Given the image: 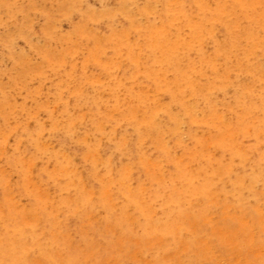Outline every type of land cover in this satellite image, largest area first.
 <instances>
[{
  "label": "rangeland",
  "instance_id": "rangeland-1",
  "mask_svg": "<svg viewBox=\"0 0 264 264\" xmlns=\"http://www.w3.org/2000/svg\"><path fill=\"white\" fill-rule=\"evenodd\" d=\"M0 264H264V0H0Z\"/></svg>",
  "mask_w": 264,
  "mask_h": 264
},
{
  "label": "bare ground",
  "instance_id": "bare-ground-1",
  "mask_svg": "<svg viewBox=\"0 0 264 264\" xmlns=\"http://www.w3.org/2000/svg\"><path fill=\"white\" fill-rule=\"evenodd\" d=\"M175 49V48H174ZM65 247V246H64ZM76 258V257H75ZM67 260V259H66ZM72 263V262H71Z\"/></svg>",
  "mask_w": 264,
  "mask_h": 264
}]
</instances>
